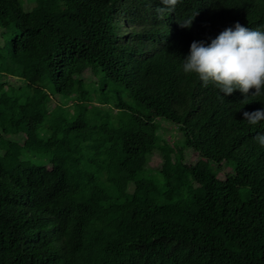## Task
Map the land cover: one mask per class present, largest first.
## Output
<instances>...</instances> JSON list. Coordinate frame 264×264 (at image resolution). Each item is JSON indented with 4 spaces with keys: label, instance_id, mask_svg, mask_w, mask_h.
I'll list each match as a JSON object with an SVG mask.
<instances>
[{
    "label": "trees",
    "instance_id": "1",
    "mask_svg": "<svg viewBox=\"0 0 264 264\" xmlns=\"http://www.w3.org/2000/svg\"><path fill=\"white\" fill-rule=\"evenodd\" d=\"M28 2L0 0V264H264V95L182 71L264 0Z\"/></svg>",
    "mask_w": 264,
    "mask_h": 264
},
{
    "label": "clouds",
    "instance_id": "2",
    "mask_svg": "<svg viewBox=\"0 0 264 264\" xmlns=\"http://www.w3.org/2000/svg\"><path fill=\"white\" fill-rule=\"evenodd\" d=\"M179 0H160L161 7L156 9L162 15L174 9ZM195 17V16H194ZM180 24L190 28L192 20ZM211 39V38H210ZM182 71L195 74L206 87L212 83L224 96L239 90L244 99L251 95H264V30L251 29L239 22L226 28L210 44L205 41H193L189 54L183 58ZM244 120L255 125L264 120V109L245 111ZM254 139L264 147V134Z\"/></svg>",
    "mask_w": 264,
    "mask_h": 264
},
{
    "label": "rangeland",
    "instance_id": "3",
    "mask_svg": "<svg viewBox=\"0 0 264 264\" xmlns=\"http://www.w3.org/2000/svg\"><path fill=\"white\" fill-rule=\"evenodd\" d=\"M22 3H23V6L26 8V9H29L31 10L35 5L36 3L33 2V3H29L28 0H21ZM1 43V41H0ZM57 98H60L59 96H57ZM51 106L54 108L55 106H57V102H52ZM89 106V105H88ZM162 125H165L163 123H161Z\"/></svg>",
    "mask_w": 264,
    "mask_h": 264
}]
</instances>
